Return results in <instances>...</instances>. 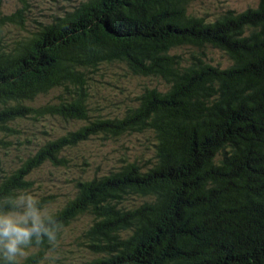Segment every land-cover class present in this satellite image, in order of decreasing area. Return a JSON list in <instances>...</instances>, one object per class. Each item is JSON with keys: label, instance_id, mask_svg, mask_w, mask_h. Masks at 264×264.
I'll use <instances>...</instances> for the list:
<instances>
[{"label": "trees", "instance_id": "trees-1", "mask_svg": "<svg viewBox=\"0 0 264 264\" xmlns=\"http://www.w3.org/2000/svg\"><path fill=\"white\" fill-rule=\"evenodd\" d=\"M196 1L86 0L16 39L7 27L25 28L23 12L5 15L0 2V201L28 192L45 163L64 166L61 152L89 136L139 135L152 147L143 163L78 182L48 214L56 243L33 238L16 264H49L47 253L66 264L56 244L81 217L90 223L67 264H264V0L212 21L189 13ZM207 49L230 66H214ZM118 65L166 89L144 88L121 117L93 119L88 91ZM56 90L57 105H27ZM46 116L87 125L35 153L14 148L18 121Z\"/></svg>", "mask_w": 264, "mask_h": 264}, {"label": "rangeland", "instance_id": "rangeland-1", "mask_svg": "<svg viewBox=\"0 0 264 264\" xmlns=\"http://www.w3.org/2000/svg\"><path fill=\"white\" fill-rule=\"evenodd\" d=\"M85 1L0 0L3 14L11 15L21 10L25 24L23 29L17 25L7 27L6 39H16L25 35V30H33L38 23L48 24L52 18L72 10ZM257 6L258 0H198L190 5L188 11L192 15L212 21L225 11L231 10L240 13L247 9H255ZM205 52L210 63L214 66L218 65L221 69L230 66L229 59L220 51L207 49ZM118 66L120 68L112 70L114 74L111 76H108L107 72L103 73L99 82H93L88 91L89 98L86 104L89 115L93 119H97L98 116L106 119L121 117L126 108L136 106L135 97L140 95L144 88L159 91L166 89L165 83L160 80L126 76L124 67ZM58 95H60L59 91H52L47 95L38 97L33 102L27 103V105L34 109L46 105H57L59 103ZM18 123L19 125L15 128L19 131L16 134L18 139L13 138L11 141L14 148L22 151V153H35L41 144L73 133L87 125V122L84 121H65L57 116H46L42 119L37 117L34 120L27 118L19 120ZM103 138V135L89 136V140L65 148L58 156V159L65 161L64 166L54 167L50 163H45L34 171L28 179L32 186L24 195L34 197L36 201H45L42 204L44 206L42 210H46L47 214L54 213L68 199L73 198L72 194H74L78 182L90 180L113 171L114 168L121 165L122 160H138L143 163L151 157L150 142L141 139L139 135H125V137L111 140H104ZM7 141L10 142L9 139ZM12 153H9V161L15 160V158H10V155L13 157L17 151ZM89 223L88 217H81L63 230L61 240L56 244L57 252L54 253L58 262L67 264L69 262L65 259L77 256V240L81 242L80 236ZM51 257L49 253L45 255V260L49 264H51Z\"/></svg>", "mask_w": 264, "mask_h": 264}, {"label": "clouds", "instance_id": "clouds-1", "mask_svg": "<svg viewBox=\"0 0 264 264\" xmlns=\"http://www.w3.org/2000/svg\"><path fill=\"white\" fill-rule=\"evenodd\" d=\"M11 206L9 212L0 211V255L8 264H16L18 256H25L24 249L47 238L49 243H56L58 225L48 216L46 210L37 207V201L30 195L4 198L0 208ZM47 219V223L45 220Z\"/></svg>", "mask_w": 264, "mask_h": 264}]
</instances>
